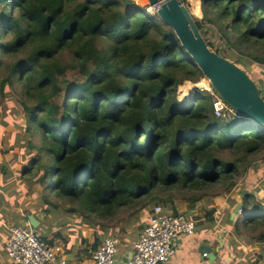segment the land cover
<instances>
[{
    "label": "trees",
    "instance_id": "obj_1",
    "mask_svg": "<svg viewBox=\"0 0 264 264\" xmlns=\"http://www.w3.org/2000/svg\"><path fill=\"white\" fill-rule=\"evenodd\" d=\"M181 2L191 11L188 0ZM200 3L203 19L195 22L201 34L212 24L226 46L216 52L264 67V0ZM204 78L174 31L133 0L1 3L0 112L14 103L12 115L20 119L13 124L24 128L22 119L39 136L31 144L36 155L26 157L20 173L38 206L24 211L41 225L62 210L99 224L95 251L114 235L120 217L137 222L156 206L177 214L176 201L227 198L246 171L264 177L256 159L264 154V126L246 117L217 119L212 86L214 95L197 90L190 101L179 99L181 85ZM5 197L4 191L0 208L9 204ZM240 202L235 220L222 214L233 239L219 264L234 253V236L264 241L257 187L242 192ZM216 213L210 208L197 231L212 229ZM15 221L29 225L25 215ZM43 237L50 244L67 241L58 229L47 228Z\"/></svg>",
    "mask_w": 264,
    "mask_h": 264
},
{
    "label": "rangeland",
    "instance_id": "obj_2",
    "mask_svg": "<svg viewBox=\"0 0 264 264\" xmlns=\"http://www.w3.org/2000/svg\"><path fill=\"white\" fill-rule=\"evenodd\" d=\"M135 1L141 8L147 9L148 13L154 14L156 13L155 9L150 6L148 0H133ZM191 5V12L194 17L202 20L203 19V11H202V3L200 0H188ZM207 21H203L204 26ZM205 36L204 38L211 44L213 51L222 52L223 49H226L224 43L221 39L220 34L214 28L212 24H207L205 27ZM235 64H237L240 68H242L256 83L259 89L264 90V67L258 66V64L254 62H250L245 64L243 60H233ZM188 84H183L179 87L178 97L181 101H190L196 94L197 90L210 91L212 92V87L206 78L202 79L200 82L194 83L192 81ZM4 108H7L5 110ZM16 109V105L14 103L9 102L6 106H4L0 112V197H3V193L5 191V198L9 202L6 205L5 211H11L12 213V224H17L15 221L16 216L20 219H24V215L27 213L26 211H33L37 208V200L33 198L32 195H29L27 185L24 186V182L21 180L20 173L23 171L24 165L21 164L26 160V157L36 155V153L31 150V144H37L39 142V136L34 130L27 129L28 126L21 119V124L24 125V128L16 127L13 122L18 121L20 117H13L12 112ZM257 162H259L260 171L264 172V164L260 162H264V154L258 155L256 157ZM6 166L7 174L1 173V170ZM256 164L253 165L255 167ZM242 168H248L247 165L242 166ZM246 173L243 176L238 177V187L230 190L227 198L214 199L212 202L210 199L202 201L206 204V207H202L204 209L198 211V215H194L192 217L187 216L189 218L194 219V221L198 224L206 223L208 219V210L210 208H216L217 213L215 225L219 224L220 220H222V214L227 215L234 210L237 205L236 202L240 199V194L245 192L246 189L257 187L258 189V197L264 198V177L258 179L257 173ZM248 177H253L252 184L248 185L246 180ZM18 200H23L19 201ZM28 201L29 207L32 209L29 210V207H20L24 201ZM232 202H235L233 205ZM241 203V202H240ZM238 203V204H240ZM242 204V203H241ZM18 207V208H17ZM17 208V209H16ZM26 209V211H24ZM10 210V211H9ZM19 210V211H18ZM15 211V212H13ZM241 210L235 215L234 220L238 216ZM63 214L56 219H45V224L41 225L38 229H33L30 225L26 226V228L31 230H38L41 233H45L47 228H50V231L54 229H58V232L63 235L64 238H69L70 244L65 246V253L78 254V250L80 249L79 254L85 257H92L94 252L93 245L96 242L97 235H103L102 227L99 224L95 223H85V221L80 218L79 215H72L64 210H62ZM55 213V212H54ZM58 214V213H57ZM149 214L147 212L142 213L140 219L136 222L131 221V219L126 220L123 217L116 219V223L114 224L111 233L114 236L120 238L121 242L124 244H129L136 240L138 235L141 233L142 229L145 227L146 221L149 219ZM223 215V216H224ZM147 219V220H146ZM145 220V223L143 222ZM222 223V222H221ZM42 224V223H41ZM141 227V228H140ZM215 227V226H214ZM264 229H258V232L263 231ZM230 230L226 232L227 240L230 238L229 242L233 239L229 236ZM248 234H251L246 230ZM233 240L234 246L231 248V252H234L230 255L229 259H231L233 264H247L251 260L252 262H256L257 264H264V241L259 239H252V237L243 236L236 237ZM8 241V239H7ZM6 241V242H7ZM62 244L65 241H61ZM60 242V243H61ZM6 244V243H5ZM6 247V245H5ZM73 249V250H72ZM88 250V252H87Z\"/></svg>",
    "mask_w": 264,
    "mask_h": 264
},
{
    "label": "built area",
    "instance_id": "obj_3",
    "mask_svg": "<svg viewBox=\"0 0 264 264\" xmlns=\"http://www.w3.org/2000/svg\"><path fill=\"white\" fill-rule=\"evenodd\" d=\"M214 97L213 108L217 119L231 122L240 118L235 108L221 97ZM196 232L197 223L185 214L165 212L163 207L156 206L133 244L130 259L122 253L124 245L120 238L111 235L102 240L88 264H170L176 253L174 242L182 237L193 236ZM5 245L8 264H76L63 256L61 247L51 245L44 239L38 230L14 225ZM220 264L233 263L231 260H223Z\"/></svg>",
    "mask_w": 264,
    "mask_h": 264
},
{
    "label": "water",
    "instance_id": "obj_4",
    "mask_svg": "<svg viewBox=\"0 0 264 264\" xmlns=\"http://www.w3.org/2000/svg\"><path fill=\"white\" fill-rule=\"evenodd\" d=\"M8 0H0V4ZM152 8L158 7L156 13L163 23L169 26L179 39L182 47L198 65L205 78L218 95L238 116L252 119L264 126V99L251 77L237 64L213 51L205 41L191 11L181 0H148ZM238 204L232 214V220L241 210ZM33 229L41 226V221L30 212L25 214ZM209 251L210 264L216 259L215 252L208 245L202 244L200 253Z\"/></svg>",
    "mask_w": 264,
    "mask_h": 264
},
{
    "label": "crops",
    "instance_id": "obj_5",
    "mask_svg": "<svg viewBox=\"0 0 264 264\" xmlns=\"http://www.w3.org/2000/svg\"><path fill=\"white\" fill-rule=\"evenodd\" d=\"M206 204L207 203L204 204L203 202H200L196 205H193L185 201H176L175 207L179 213L192 217L195 214L198 215L199 214L198 211L204 209L206 207ZM26 206L29 207V204H28V201L25 200L22 203V205H19V208L18 207L17 208L20 209V207L22 208ZM30 209H32V207H29V210ZM234 210H232L231 212V217H232ZM147 213L149 214V212ZM11 220H12L11 211L8 212V210L5 211V208H0V264H8L9 262L8 257H7V249L5 247V243L10 236L11 227L15 225V224H12ZM143 222L145 223V220H143ZM146 224H147V221H146ZM227 231L228 230L226 229V227L222 225L221 222H219V224L215 225V227H213L212 229H209L206 232L197 231L196 234L193 236L182 237L176 240L174 242V248L176 250V253H175V257L172 259L170 264H210V260H211L209 259L211 256L210 252L206 251V253H204V254H208L207 257H203L204 254L200 253V248L202 244L208 245L213 250H216L215 252L216 259L214 263H211V264H219V260H220L219 256H222L223 254L227 252L226 251V245H227L226 232ZM137 239L138 237L136 238V240ZM66 240L67 241L64 244H62L61 240H56V242L51 245L61 247L63 256H65L66 258H68L69 260H71L72 262L76 264H88L91 261L92 257L91 258L85 257L83 256V254L82 255L79 254L81 248L77 249L78 254H73V252L71 254L70 253L66 254L65 249H64L65 246L71 245L70 244L71 240H69V238H66ZM135 241L130 242L127 245L124 244V246L122 247V253L125 254L126 258L128 259H130L132 256L133 244L135 243ZM124 259L125 258H123V260Z\"/></svg>",
    "mask_w": 264,
    "mask_h": 264
},
{
    "label": "clouds",
    "instance_id": "obj_6",
    "mask_svg": "<svg viewBox=\"0 0 264 264\" xmlns=\"http://www.w3.org/2000/svg\"><path fill=\"white\" fill-rule=\"evenodd\" d=\"M210 92V91H209ZM213 92V91H212ZM211 93V92H210ZM217 96H219V95H217ZM220 97V96H219ZM215 98V97H214ZM228 104V103H227ZM16 225V224H15Z\"/></svg>",
    "mask_w": 264,
    "mask_h": 264
},
{
    "label": "bare ground",
    "instance_id": "obj_7",
    "mask_svg": "<svg viewBox=\"0 0 264 264\" xmlns=\"http://www.w3.org/2000/svg\"><path fill=\"white\" fill-rule=\"evenodd\" d=\"M155 8H156V7H155ZM155 8H154V9H155ZM156 11H157V9H156Z\"/></svg>",
    "mask_w": 264,
    "mask_h": 264
}]
</instances>
